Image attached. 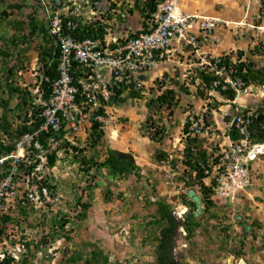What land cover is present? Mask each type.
<instances>
[{
  "label": "rangeland",
  "instance_id": "1",
  "mask_svg": "<svg viewBox=\"0 0 264 264\" xmlns=\"http://www.w3.org/2000/svg\"><path fill=\"white\" fill-rule=\"evenodd\" d=\"M45 1L49 0H0V127L7 120L12 131L25 116V111L17 109L18 93L34 87L42 76L39 54L44 41L39 34L29 35V20L35 14L48 25ZM51 1L60 8L80 4L84 23L111 22L113 33L121 29L138 31L144 25L141 7L146 0ZM186 4L193 12L230 21L229 27L218 31L209 56L232 54L237 60L239 51H244L245 57L264 65L263 6L251 0H182L181 8H187ZM17 21L25 22L24 32L16 29ZM242 22V26L237 25ZM199 61L187 50L175 53L144 76V84L135 87L141 91L138 97H132L129 88L121 95L126 102L118 98L105 105L101 121L104 143L132 152L137 162L127 178L114 176L106 168H95L93 162L99 159L101 146H93L94 121L69 133L55 166L47 164L40 181L60 199L37 206L10 202L0 211V215L11 218L0 219V227L4 228L0 264L7 255L18 264H158L156 248L161 226L154 223L155 201L166 199L184 220L189 211L184 202L192 198L190 189L195 187L199 195L194 174L183 163L188 135L185 127L190 116L207 119L216 134H222L223 120H232L240 104L248 102L252 106L248 101L252 97L245 93L231 101L206 89L200 80L193 82ZM181 85L189 91L184 92ZM167 90L176 93L173 106L157 101ZM251 91L262 95L254 87ZM13 139L12 133L0 128V149ZM223 143V139H207L209 155L220 154ZM76 147L83 154H78ZM162 152L168 158L159 161L157 156ZM83 156L93 162L83 166ZM88 167L89 172L84 171ZM201 200L200 196L203 215L196 218L200 226L193 236L187 238L185 226L179 228L176 256L180 264H264V227L256 233L247 232L245 224L251 223V216L237 210V219L235 214H221L215 206L204 212ZM86 203H90L87 210L83 206ZM242 244L243 254L239 256Z\"/></svg>",
  "mask_w": 264,
  "mask_h": 264
},
{
  "label": "built area",
  "instance_id": "2",
  "mask_svg": "<svg viewBox=\"0 0 264 264\" xmlns=\"http://www.w3.org/2000/svg\"><path fill=\"white\" fill-rule=\"evenodd\" d=\"M181 1L158 0L148 21L149 27L138 34L126 29L113 33L110 30L113 24L106 22L108 27L103 38L78 36V27L85 20L80 4L60 8L54 7L51 0L43 2L50 34L59 47L58 77L42 76L32 90L31 119L27 124L39 119L42 121L40 128L19 135L15 148L0 156V210L10 202H19L23 206L56 203L60 197L54 195L48 185L40 183L48 154L62 147L71 131H79L95 120L103 121L100 109L117 95L118 88L142 86L144 76L175 53L187 50L194 54L200 60L198 69L207 68L219 78L214 81L215 87L222 85L226 89L230 86L237 91V96L257 94L251 91L253 85L245 86L235 75L234 66H221L222 54L209 56L218 31L229 27L230 21L189 13L181 8ZM251 2L264 8V0ZM237 25L242 26L243 22ZM44 81L48 84L49 94L42 87ZM261 116H264V102L261 106L241 105L232 120H223L222 134H216L204 119L190 116L188 135L200 139L204 148L207 139H223L224 142L220 154L213 156L219 157L217 164L212 170H206L208 178L216 181L215 195L233 198L252 185L255 177L251 159L264 154V143H253L249 129ZM232 129L245 136L233 139L229 135ZM42 132L49 134L47 147L38 140Z\"/></svg>",
  "mask_w": 264,
  "mask_h": 264
},
{
  "label": "trees",
  "instance_id": "3",
  "mask_svg": "<svg viewBox=\"0 0 264 264\" xmlns=\"http://www.w3.org/2000/svg\"><path fill=\"white\" fill-rule=\"evenodd\" d=\"M158 0H146L145 3L141 7V15L144 18V25L143 27L136 31V33H140L142 31L147 30L149 27L148 21L152 17V14L155 11L156 3ZM141 5L138 3V7ZM30 31L29 35H41L42 40L44 43L40 47V54H39V62L41 64V71L43 76H49L51 78L58 77V67H59V47L55 43V38L51 36L49 30V22L48 25L40 21L37 16L32 15L30 18ZM16 29L20 32H24L26 30V24L24 21H17L15 23ZM108 25L101 23L99 21L96 22H89V23H81L78 27V36L80 38L91 37L103 38L106 34V28ZM134 31V30H133ZM132 31V32H133ZM239 56L237 60H234L232 54H223L221 59L223 61L222 67H230L234 66L236 73L235 75L238 76L241 81L245 84V86L250 85H257V86H264V65L259 66L256 61L245 57L244 51H239ZM44 77V78H45ZM219 79L217 75L209 70V69H196L195 75L193 77V82L196 80H200L203 86L208 90H215L220 95H222L225 99L228 100H235L237 97V91L232 87H227L224 89L222 85L214 86V81ZM123 88H118L117 95L113 96L111 99V103L119 100L120 102H126V97H121V95L127 90L129 86L124 85ZM42 87L46 89V92L49 94L48 84L47 82H42ZM181 89L184 92H188L189 89L185 88L181 85ZM130 90L132 93V97H138L141 91L136 90L134 85H130ZM31 94L32 91L29 89H24L18 93L19 102L17 105V109L20 111H25V116L22 124L16 128V131H12L9 128L11 122L9 123L6 120V124L1 125L5 131H8L13 134V141L5 145L3 144L2 148L0 149V156L3 153H9L15 148L16 139L19 135L23 134L27 131H34L38 130L42 124V121L39 119H35L32 124H27V122L31 119L29 117V111L32 110L31 106ZM176 98V93L174 90H167L162 95L157 98V101L161 104H169V106H173V100ZM178 101H176L177 103ZM105 109L102 107L100 109V113H104ZM205 123L210 125L207 119H205ZM185 131L187 133L190 132L189 123L185 127ZM249 138L253 143H264V116H261L258 120H256L252 127L249 129ZM104 132L101 129V122L94 121L92 126V139H93V146H101L99 159L93 162V159H87L86 156L81 158V162L83 166L89 165L93 162L95 168H106L109 169L114 176L120 178H127L128 175L137 168V162L135 156L132 152L121 151L115 148L110 147L109 145L105 144L103 141ZM229 135L233 139H240L245 135L240 134L235 129L229 131ZM49 138V134L42 132L39 135L38 140L41 144L47 147V141ZM65 144L62 145L57 150H54L48 154V161L47 164L51 167L55 166L56 161L58 159V150L62 149ZM78 151V154H83V150L75 148ZM185 159L184 165L187 169H189L194 175L193 179L195 181L194 185L199 187V195H196L195 187L194 189H190V195H192L190 201H185V205L189 207V211L187 215L184 216V220L181 221L176 215L174 214V207L169 203L166 199L159 197L155 204L157 206V215L155 217L154 223L161 226L160 235L158 237V244L156 248V257L158 264H180L176 256V247L178 241V233L179 228L183 225L187 231V238L193 236L194 231L197 227L200 226V222L196 220L197 215L199 214V198L202 197V202L205 203L206 209L214 206V202L212 200L213 196V186L216 184V181L213 179L210 185H207L205 180L208 178V174L206 170H212V166L217 164L219 157H213V155H209L206 148L202 146V141L197 137H192L190 134L187 135V142L185 144ZM168 155L166 152H162L157 156L159 161L167 160ZM85 168V167H83ZM90 167L84 169V171L89 172ZM47 185V184H45ZM193 184L189 185L192 186ZM107 199L110 200V196L107 194ZM84 209L87 210L90 207V203H86L83 205ZM1 211V210H0ZM0 219L3 218L4 221H8L11 218L9 216L0 215ZM246 230L252 231L253 226H258V228H262L260 223L255 221L252 225L245 224ZM4 234V228L0 227V236ZM1 240V238H0ZM244 245L242 244L241 251H239V256L243 253ZM14 259L11 255H7L4 258L1 264H18L14 263Z\"/></svg>",
  "mask_w": 264,
  "mask_h": 264
},
{
  "label": "crops",
  "instance_id": "4",
  "mask_svg": "<svg viewBox=\"0 0 264 264\" xmlns=\"http://www.w3.org/2000/svg\"><path fill=\"white\" fill-rule=\"evenodd\" d=\"M183 3H186V1H184ZM251 6L252 5H250L249 8L252 10ZM184 10L189 12V13L200 14V13L193 12L191 10V8L189 7V5H187V8H184ZM243 12H245V8H244ZM249 12H251V11H249ZM238 17L244 18V15L238 16ZM224 20H226V19H224ZM237 45L238 44H235V46H237ZM239 46H241V45H239ZM240 48H241V50H243V47H240ZM214 51H216V49H214ZM253 87L256 90H259L261 92L260 94H262V95L256 94L254 96H250V97H252V99L249 98L248 101H249V103L251 102L250 104H252V106H260L258 104V102H261V103L264 102V90L261 86H253ZM260 96H263V97H260ZM241 105H249V104H248V102L243 103V104H240L239 107H241ZM250 164H251V167H252V170L254 173V177H255L252 185L247 187L245 190H243L241 193L237 194V196H235L233 198L224 199V198L217 196L213 193L212 200L215 204L214 205L215 210L219 209L221 211L220 212L221 214L225 213V214L229 215L230 217L235 214V215H237V219H239L238 213L237 214L235 213L238 210L244 216L248 215L249 217L250 216L252 217L251 223L249 225L253 226V223L255 221H257L258 223H260L261 227L263 228L264 227V154H259V155L254 156L251 159ZM212 180H213L212 178H207L205 180V182L207 185H210ZM203 204H204V212H206L208 209H206L205 203H203ZM210 210H211V208H209V211ZM224 210L227 211V213ZM215 214L213 216H215ZM202 215H203L202 209L199 206V216L202 217ZM229 222H232V220H229ZM232 228H234V231L236 230L237 227H236L235 223L233 224ZM258 229H259L258 226H253L251 232L256 233V230H258ZM194 233H195V231H194Z\"/></svg>",
  "mask_w": 264,
  "mask_h": 264
},
{
  "label": "water",
  "instance_id": "5",
  "mask_svg": "<svg viewBox=\"0 0 264 264\" xmlns=\"http://www.w3.org/2000/svg\"><path fill=\"white\" fill-rule=\"evenodd\" d=\"M174 214L176 215V217H178L181 221H183V217L181 216V214L178 213V210H174ZM157 260V257H156ZM240 264H246L244 261H241Z\"/></svg>",
  "mask_w": 264,
  "mask_h": 264
},
{
  "label": "clouds",
  "instance_id": "6",
  "mask_svg": "<svg viewBox=\"0 0 264 264\" xmlns=\"http://www.w3.org/2000/svg\"><path fill=\"white\" fill-rule=\"evenodd\" d=\"M43 9H44V8H43ZM46 17H47V16H46ZM41 74H42V71H41ZM42 76H43V75H42ZM42 76H41V78H42ZM40 80H41V79H40ZM38 82H39V81L36 82V85H37ZM36 85H35L34 87L30 88L29 90L32 91V90L36 87ZM58 151H59V150H58Z\"/></svg>",
  "mask_w": 264,
  "mask_h": 264
},
{
  "label": "flooded vegetation",
  "instance_id": "7",
  "mask_svg": "<svg viewBox=\"0 0 264 264\" xmlns=\"http://www.w3.org/2000/svg\"><path fill=\"white\" fill-rule=\"evenodd\" d=\"M240 264V263H239Z\"/></svg>",
  "mask_w": 264,
  "mask_h": 264
}]
</instances>
